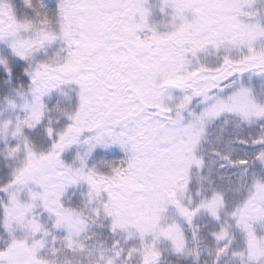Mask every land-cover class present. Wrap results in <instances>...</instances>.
Segmentation results:
<instances>
[{
  "label": "snow or ice",
  "instance_id": "6c2138e0",
  "mask_svg": "<svg viewBox=\"0 0 264 264\" xmlns=\"http://www.w3.org/2000/svg\"><path fill=\"white\" fill-rule=\"evenodd\" d=\"M0 264H264V0H0Z\"/></svg>",
  "mask_w": 264,
  "mask_h": 264
}]
</instances>
